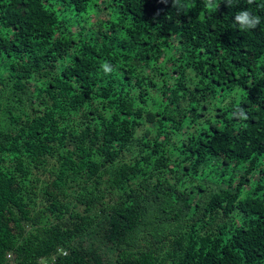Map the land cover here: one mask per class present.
<instances>
[{
  "label": "trees",
  "instance_id": "16d2710c",
  "mask_svg": "<svg viewBox=\"0 0 264 264\" xmlns=\"http://www.w3.org/2000/svg\"><path fill=\"white\" fill-rule=\"evenodd\" d=\"M8 254L264 264V0H0Z\"/></svg>",
  "mask_w": 264,
  "mask_h": 264
},
{
  "label": "clouds",
  "instance_id": "9594fccd",
  "mask_svg": "<svg viewBox=\"0 0 264 264\" xmlns=\"http://www.w3.org/2000/svg\"><path fill=\"white\" fill-rule=\"evenodd\" d=\"M235 20L240 22L241 27L243 28H254L261 21L258 17L251 15L248 11H240L236 16ZM105 72L112 71L111 67L108 64L103 65Z\"/></svg>",
  "mask_w": 264,
  "mask_h": 264
},
{
  "label": "built area",
  "instance_id": "2783aa9c",
  "mask_svg": "<svg viewBox=\"0 0 264 264\" xmlns=\"http://www.w3.org/2000/svg\"><path fill=\"white\" fill-rule=\"evenodd\" d=\"M7 259H8V263H7V264H17V263L14 261L12 254H8V255H7ZM43 264H48V263L44 261Z\"/></svg>",
  "mask_w": 264,
  "mask_h": 264
}]
</instances>
